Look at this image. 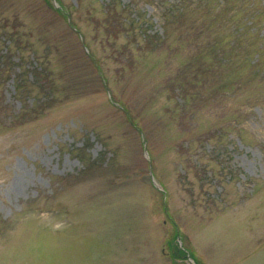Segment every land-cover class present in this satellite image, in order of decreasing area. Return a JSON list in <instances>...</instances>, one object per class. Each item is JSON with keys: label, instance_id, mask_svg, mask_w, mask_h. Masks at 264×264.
I'll return each mask as SVG.
<instances>
[{"label": "rangeland", "instance_id": "rangeland-1", "mask_svg": "<svg viewBox=\"0 0 264 264\" xmlns=\"http://www.w3.org/2000/svg\"><path fill=\"white\" fill-rule=\"evenodd\" d=\"M0 264H264V0H0Z\"/></svg>", "mask_w": 264, "mask_h": 264}, {"label": "trees", "instance_id": "trees-1", "mask_svg": "<svg viewBox=\"0 0 264 264\" xmlns=\"http://www.w3.org/2000/svg\"><path fill=\"white\" fill-rule=\"evenodd\" d=\"M257 60H258V58L256 59V61H257ZM256 61H255V62H256ZM177 250H178V253H181V254L184 252V250H183L181 247H178Z\"/></svg>", "mask_w": 264, "mask_h": 264}]
</instances>
